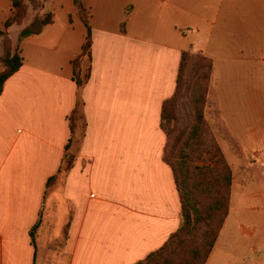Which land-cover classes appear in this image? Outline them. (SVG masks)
<instances>
[{
	"label": "crops",
	"instance_id": "obj_1",
	"mask_svg": "<svg viewBox=\"0 0 264 264\" xmlns=\"http://www.w3.org/2000/svg\"><path fill=\"white\" fill-rule=\"evenodd\" d=\"M81 1L90 70L78 89L71 61L86 28L73 0H42L50 22L32 28L29 12L6 29L11 2L0 0V56L7 37L22 57L0 93V264H135L180 225L161 109L182 52L206 54L238 0ZM26 26L37 32L19 39Z\"/></svg>",
	"mask_w": 264,
	"mask_h": 264
},
{
	"label": "rangeland",
	"instance_id": "obj_2",
	"mask_svg": "<svg viewBox=\"0 0 264 264\" xmlns=\"http://www.w3.org/2000/svg\"><path fill=\"white\" fill-rule=\"evenodd\" d=\"M20 1L23 18L30 12L37 27L42 0ZM238 5L206 49L201 43L206 54L185 50L176 95L165 104L163 154L175 168L183 164L207 226L200 222L143 264H204L207 257L205 264H264V0ZM223 164L228 185L215 181ZM212 189L220 192L219 209L210 206ZM215 233L207 252L204 242Z\"/></svg>",
	"mask_w": 264,
	"mask_h": 264
},
{
	"label": "trees",
	"instance_id": "obj_3",
	"mask_svg": "<svg viewBox=\"0 0 264 264\" xmlns=\"http://www.w3.org/2000/svg\"><path fill=\"white\" fill-rule=\"evenodd\" d=\"M11 2V7H12V11L11 14L7 17V19L4 21L3 26L6 29L10 24L12 23H20L24 18H23V9H24V3L20 0H10ZM73 4L75 7V10L77 12V15L79 16L80 20L83 22L85 28H86V36H85V41L82 44V50L81 52L75 56L71 63H72V78L75 81L77 88L80 89V87L86 82L88 76H89V70H90V26L88 23V13L85 9V7L82 4L81 0H73ZM51 13L50 12H45L42 15V19H41V24H46L48 22L51 21ZM122 26V24H121ZM3 31L0 30V33H2ZM32 32H37V30H31L29 26H26L24 28L21 29L20 33H19V39L24 37L25 35L32 33ZM5 34V32H4ZM184 54H186V51H183L181 54V62H180V67H179V73H180V69L182 66V60L184 57ZM0 60L2 62V64L4 65L3 69H0V93L2 90V86H3V82L5 81V79L10 76L13 72H15L22 61V57L19 54L18 49H15V51L11 52V46H10V42L9 39L7 37H5L4 39V52L3 54L0 56ZM179 73L177 76V83H176V87H175V91L172 95L171 98H169L168 100H166L163 103L162 109H161V127L165 132V128L163 126V120H165V118L169 119V116H167L166 114V107L165 104L169 101H171L172 99H174L175 95H176V90L178 87V78H179ZM79 98L77 96V106L79 104ZM78 109L73 110V114L71 116H69V128L71 133L74 130V124H75V120L78 116ZM80 116V115H79ZM196 120L195 122H198V116H199V111L196 110ZM166 134V132H165ZM167 136V134H166ZM71 141V138H69V143ZM68 145L67 144V149H68ZM165 147V146H164ZM67 155L65 154V157ZM164 156V154H163ZM184 156H181L180 159H183ZM164 159L169 163V165L171 166L174 176H175V182H176V186L179 192V196H180V202H181V221H180V225L178 227V229L170 236V238L167 240V242L165 243L164 246H166L167 244H169V242H177V243H181L182 240L184 238H186L185 236L190 235L191 232L196 229L197 225L202 222L204 225L207 224V221L204 220V216L201 213L200 208L197 205V201L195 202L194 199V194L193 192L189 189V186L187 185V173L184 169L183 164H181V166L179 168H175L173 163L168 161L165 156ZM179 159V161H180ZM182 161V160H181ZM179 163V162H178ZM222 178V180H224V182L228 185L230 183V169L226 164L222 165V169L219 170V174H217L216 179ZM48 182V181H47ZM207 183V182H206ZM205 190L210 191V188L208 187H204ZM213 190V189H212ZM213 202L214 203H210V206L213 209H219L220 205V197L219 194L220 192L218 191V189H214L213 191ZM40 217H41V212H39L38 214V218L35 222V224L31 227V229L29 230V236H30V242L32 244V246L35 248V240H36V231L38 229L39 223H40ZM207 226V225H206ZM207 228V227H206ZM213 232V230H211ZM215 232V230H214ZM216 239V233L214 234V236L210 237V239L205 240L204 244L205 246L207 245V252L210 251V249L213 246V243ZM161 247L159 250H161ZM159 250L155 251L158 252ZM155 252L149 254L146 256L145 259L135 263V264H143L146 262H150L149 260L153 257V255L155 254ZM186 264V263H185Z\"/></svg>",
	"mask_w": 264,
	"mask_h": 264
}]
</instances>
